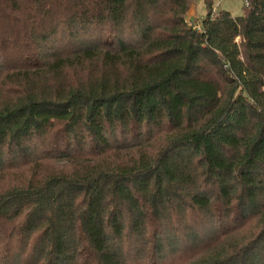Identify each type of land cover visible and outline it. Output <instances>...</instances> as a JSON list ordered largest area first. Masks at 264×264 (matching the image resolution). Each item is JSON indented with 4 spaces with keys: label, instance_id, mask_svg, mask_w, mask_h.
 <instances>
[{
    "label": "trees",
    "instance_id": "1",
    "mask_svg": "<svg viewBox=\"0 0 264 264\" xmlns=\"http://www.w3.org/2000/svg\"><path fill=\"white\" fill-rule=\"evenodd\" d=\"M0 0V264H264V0Z\"/></svg>",
    "mask_w": 264,
    "mask_h": 264
},
{
    "label": "rangeland",
    "instance_id": "2",
    "mask_svg": "<svg viewBox=\"0 0 264 264\" xmlns=\"http://www.w3.org/2000/svg\"><path fill=\"white\" fill-rule=\"evenodd\" d=\"M194 7H196L194 22L198 24L207 17L208 9L205 0H195ZM214 7L221 8L222 10L229 11L233 15L239 16L244 12L245 0H223L222 2L214 0Z\"/></svg>",
    "mask_w": 264,
    "mask_h": 264
},
{
    "label": "crops",
    "instance_id": "3",
    "mask_svg": "<svg viewBox=\"0 0 264 264\" xmlns=\"http://www.w3.org/2000/svg\"><path fill=\"white\" fill-rule=\"evenodd\" d=\"M223 1V0H222ZM221 1V2H222ZM219 9V8H218ZM221 9V8H220ZM195 17H196V7H194V4L193 6L190 8V11L188 13V18L192 21L194 20L195 21ZM200 24V23H198Z\"/></svg>",
    "mask_w": 264,
    "mask_h": 264
},
{
    "label": "built area",
    "instance_id": "4",
    "mask_svg": "<svg viewBox=\"0 0 264 264\" xmlns=\"http://www.w3.org/2000/svg\"><path fill=\"white\" fill-rule=\"evenodd\" d=\"M215 1H217V2H221L222 0H215ZM217 9H218V7H214V8H213V12H216ZM196 27H197V28H200V24H197Z\"/></svg>",
    "mask_w": 264,
    "mask_h": 264
}]
</instances>
